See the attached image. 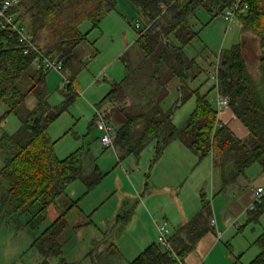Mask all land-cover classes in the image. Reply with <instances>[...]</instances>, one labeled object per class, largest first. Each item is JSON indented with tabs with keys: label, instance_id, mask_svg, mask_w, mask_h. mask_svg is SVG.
I'll return each instance as SVG.
<instances>
[{
	"label": "trees",
	"instance_id": "trees-1",
	"mask_svg": "<svg viewBox=\"0 0 264 264\" xmlns=\"http://www.w3.org/2000/svg\"><path fill=\"white\" fill-rule=\"evenodd\" d=\"M2 0H0L1 2ZM236 0H132L139 9L141 27L135 28L138 36L135 46L140 49L138 61L126 51L123 56L126 74L99 104L107 103L104 113L114 125L115 147L120 159L131 154L138 157L151 144H155L152 164L164 154L174 140H182L203 160L213 155L214 165L221 168L223 188L236 183L240 175L257 163L264 170V7L262 0H243L249 4L246 14L240 13L238 21L244 31L253 32L260 40L262 51L258 66H252L242 43L220 53V92L229 98V105L249 130L247 138L239 137L228 125L219 124V110L212 97L215 87L202 91L192 82L207 72L216 61L205 57L206 68L200 58L202 47L190 56L186 47L198 38L194 16L198 8L206 9L212 18L222 16ZM118 0H22L12 13L19 12L16 21L25 23L26 14L32 16L29 31L41 50L50 58L59 59L66 70L76 57L80 43L89 32L78 29L79 23L88 19L92 28L116 8ZM137 22V23H138ZM51 28L57 41L50 47H41L33 34L34 28ZM20 41L11 26L0 29V103L6 105L0 125L14 113L21 124L14 133L0 136V224L16 218L35 234L32 246L44 257L42 264L59 257L58 264H78L63 256L59 235L69 225L68 214L79 199L64 202L68 190L78 179L92 191L105 177L95 164L88 171L84 151L78 148L61 158L56 152L57 140L52 139L49 127L73 103L78 91L73 75L65 84V100L58 105L49 101L47 74L49 69L36 66L38 54ZM217 57V58H218ZM35 64V65H34ZM177 82V100L169 108L165 100L174 82ZM202 85V84H201ZM216 94V92H215ZM30 95L36 97L33 108L26 106ZM196 97L194 110L183 126L174 122L176 112L191 98ZM215 98V97H214ZM132 101V102H129ZM97 108L100 107L97 105ZM97 113L92 123L97 125ZM202 207L191 219L173 228L169 237L171 247L159 242L147 245L129 264H176L195 250L212 225L211 202L201 193ZM60 207V215L43 230L51 204ZM264 212V199L251 211L252 220H259ZM25 220H22L21 217ZM255 243L260 252L249 264H264V232ZM93 264H101L93 257Z\"/></svg>",
	"mask_w": 264,
	"mask_h": 264
},
{
	"label": "crops",
	"instance_id": "crops-1",
	"mask_svg": "<svg viewBox=\"0 0 264 264\" xmlns=\"http://www.w3.org/2000/svg\"><path fill=\"white\" fill-rule=\"evenodd\" d=\"M262 4L264 7V0H262ZM116 9L117 6L111 12H114ZM23 11H25V8L19 7L16 16L19 12ZM24 20L30 29L32 16L27 13ZM84 20L79 23V30H81L80 25ZM193 21L202 47H206L205 52L210 56V61L217 59L222 50L242 43L243 51L249 57V63L253 67L258 66V59L262 51L260 40L253 32L244 31L239 21L229 23L224 16L212 18L210 13L202 7L197 9ZM92 29L94 28H91L87 32L90 34ZM32 30L36 41L42 47H50L57 41L55 32L51 28H41L39 26ZM89 34L79 44L77 49L89 40ZM95 42L91 43L95 46ZM92 53L94 56H97L99 50L95 47V51ZM253 60H256L257 63H253ZM81 63L78 51L76 50V57L72 60L71 64L69 63V66H66L70 75H73L74 83ZM107 68L115 80L121 81L125 77V64L119 59L109 62ZM176 84L177 82L175 81L172 88H176ZM179 111L181 110L176 112V116ZM176 116L174 117V122ZM218 119L220 125H228L239 137H248L249 130L236 116L230 105L224 106L219 110ZM1 135L2 133H0ZM114 149L117 150L116 147ZM117 155L119 164L120 160L128 157L120 159L118 150ZM136 157L139 158L138 156ZM2 162L3 159L0 155V164ZM95 164L98 163L88 161L87 170H92ZM256 164L251 165L244 175H240L236 183L223 188L221 168L214 165L213 155L200 160L182 140H174L166 147L164 154L156 163L152 164L151 161V164L148 165L147 169L149 171L145 172L146 182H143L141 186L137 184L138 189L129 175V179L136 188L138 195L136 192L122 189L123 194L114 205L115 207L110 212L111 214L107 216L108 218L93 219V213L98 214L101 210V204L100 206L96 203L92 206L97 207L93 213H89V210H84L79 202L73 207L79 209L77 216L73 222L69 221V225L59 235V240L63 244V256L67 260L64 253V245L65 241L69 239L70 234L79 228L82 229L88 227V225H94L101 235L99 237L94 236L91 240L92 246L88 252V256L92 258V263H94V256L100 257L102 255L103 257L106 254H110L112 257H104V264H129L147 245L152 242H158L159 224L162 221L167 220L170 226L174 228L195 216L202 207L201 193H204L211 202L210 223L212 230L204 235L194 251L182 260H179L176 264H249L258 254L250 261L244 260L246 257L244 253L248 247L246 248L245 245L241 246L237 242V236L243 233L241 236L245 237L247 243H251V239L255 241L264 232V229H254V232L249 234L246 229V225L252 222L251 211L247 210V206L254 199V188L258 185H264V170L259 164ZM98 166L101 169L99 164ZM127 173L129 172L127 171ZM121 183L124 187L123 182ZM207 183H209V186L205 188L204 185ZM142 187H144V190L141 192L139 189H142ZM70 192H72V195L75 194L73 191ZM72 195L68 193V196L62 198V200L64 202L76 200ZM139 196L142 198L139 199ZM144 207L148 216L152 218L153 224L147 225L146 222H141V210ZM60 213V207L57 204H51L48 207V225ZM213 219L216 220L215 225L212 224ZM9 222V220H4L0 224V234L10 224ZM102 223L104 225L101 226ZM17 228L23 231L19 239L24 246L19 248L18 252L14 253L7 260L0 255V264H42L44 257L37 247L32 246L35 234L23 226H16ZM218 230L222 232L220 238L218 237ZM131 232L134 233L128 238L127 236ZM26 247L28 248L23 250ZM56 262L58 264L59 261L57 259H50L49 264H55ZM70 262L77 261L70 260Z\"/></svg>",
	"mask_w": 264,
	"mask_h": 264
},
{
	"label": "rangeland",
	"instance_id": "rangeland-1",
	"mask_svg": "<svg viewBox=\"0 0 264 264\" xmlns=\"http://www.w3.org/2000/svg\"><path fill=\"white\" fill-rule=\"evenodd\" d=\"M108 15L100 22V27L91 30L88 37L89 40L84 42L77 49L78 56L82 62L81 67L76 73V80L74 83L78 95L68 109L49 127V133L52 139L57 140L56 152L59 157L63 158L76 149L82 148L86 166L88 161H95L100 165L101 170L106 173V177L88 193H86V185L80 179L76 180L68 190L71 195L72 192L70 191L75 193L72 197L74 199H79L80 206L84 210H89V213L95 212L97 207L92 206L96 203L102 205H100L101 210L98 214L93 213L94 215H92L93 219L96 220L102 217L108 218L107 216L111 214L110 212L114 209V205L123 194L122 189L137 193L136 188L129 179V175L132 177L138 189V185L141 186L143 182H146L147 178L145 172L149 171L147 168L148 165L151 164L153 154L155 153L154 143H151L142 152L139 158L135 155H130L124 160H120L121 162L119 164L117 150L114 148H106L103 145L101 142L103 131L99 129L95 122L92 123L97 113V105L100 107L99 109L101 111L106 110L108 107L107 103H99L112 88V83L119 82L109 73L107 68L109 62L119 59L124 64L123 56L126 51L132 54L133 61L136 62L139 59L140 49L138 46H135V40L137 38V29L135 26L137 22L142 19V16L136 4H134L132 0H118L117 9L111 12L109 16ZM91 28L92 24L89 20H84L80 25V29L83 32H87ZM93 41H96L95 46L91 43ZM95 47L99 50L97 56H94L92 53L95 51ZM201 48L202 44L198 36L192 45L186 47V51L190 56H194ZM206 56H208L207 52L202 51L200 57L202 59L201 62L207 68L208 64L205 62ZM252 62L257 63L256 60ZM69 74L70 72L68 69L64 70L62 73L54 69L49 70L47 74V85L51 104L58 105L65 100L63 90L65 89ZM207 77V72L199 75V77L192 82L193 87L202 86V91L207 90L212 84L211 80H206ZM178 95L177 89L172 88L169 96L165 100V107L169 108L172 106L177 100ZM212 97L214 100L215 92H212ZM129 102L132 101L129 100ZM25 104L28 108H33L36 104V97L30 95ZM195 104L196 97H193L179 109L181 111H179L177 116L175 114V123L177 126L181 127L184 125L186 119L194 110ZM5 111L6 105L0 103V116L1 114L3 116ZM2 116L0 117V121ZM20 124L21 121L19 117L12 113L6 118L4 123L0 125V133H14L19 128ZM127 171L129 173H127ZM121 182H123L124 187L121 185ZM204 186L207 188L209 183ZM139 190L142 192L144 187ZM140 198L142 197L139 196V199ZM78 211L79 209L77 207L71 209V212L68 214L70 222L74 221ZM21 218L24 220L23 216ZM141 219L142 223L146 222L147 225L150 223L153 224L152 218L148 216L145 207L141 210ZM9 221L10 224L4 228L0 234V255L5 260L13 256L14 253L18 252L19 248L24 246L19 239L23 231L18 230V228L16 229V226L21 224L20 220L12 218ZM48 221L47 219L41 225L40 230H43L48 225ZM102 225L104 224L102 223L101 226ZM246 229L249 234H252L254 229H264V212L260 215L259 220H252V222L248 223ZM133 233L134 232H131L127 237H131ZM136 234L138 235V233ZM241 234L243 233L237 236V242L241 244V246L245 245L246 248L248 247L244 253L246 255L244 260L250 261L260 252V248L255 241H253L254 239H251V243H247V240L244 236H241ZM100 235V231H97L94 225H88V227L82 229L79 228L70 234L69 239L65 241L66 243L64 245V253L67 260L77 261L78 264H93L92 258L88 256V252L92 246V237H99ZM27 248L28 247L23 250ZM104 257H112V255L106 254V256L103 257L101 255V264H104ZM52 259H57V261H59L58 257ZM55 264H57V262Z\"/></svg>",
	"mask_w": 264,
	"mask_h": 264
},
{
	"label": "built area",
	"instance_id": "built-area-1",
	"mask_svg": "<svg viewBox=\"0 0 264 264\" xmlns=\"http://www.w3.org/2000/svg\"><path fill=\"white\" fill-rule=\"evenodd\" d=\"M22 0H2L0 2V29L5 25L11 26L17 31L20 37V41L26 45L25 53H29L30 50L35 51L38 54V59L35 61L36 66L44 67L45 69H54L62 73L64 71L63 63L57 58H50L46 55L41 48L37 45L34 40L32 33L29 31L27 26L20 24L16 21V13H12V10L20 5ZM250 9L248 3L243 2V0H236L233 5L228 8L223 16L229 23L237 22L238 15L240 13L246 14ZM137 27H141V23H137ZM209 78L212 85L215 87V98L214 101L217 105L218 110L224 106L229 105V98L224 96L220 92V60L219 57L212 64L209 70ZM69 77L67 78V83L69 82ZM66 83V84H67ZM97 126L103 131L101 136V142L106 148H115L114 142V126L106 119L104 113L97 109ZM264 199V185H258L254 188V199L247 206V210H255L257 205ZM212 224H216V220H212ZM173 231L167 220L162 221L159 224V238L158 242L164 247H171L169 242V237ZM222 232L218 230V237L220 238Z\"/></svg>",
	"mask_w": 264,
	"mask_h": 264
},
{
	"label": "bare ground",
	"instance_id": "bare-ground-1",
	"mask_svg": "<svg viewBox=\"0 0 264 264\" xmlns=\"http://www.w3.org/2000/svg\"><path fill=\"white\" fill-rule=\"evenodd\" d=\"M35 65V64H34ZM217 106V105H216Z\"/></svg>",
	"mask_w": 264,
	"mask_h": 264
}]
</instances>
